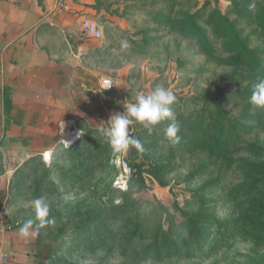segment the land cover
I'll use <instances>...</instances> for the list:
<instances>
[{
	"label": "rangeland",
	"instance_id": "obj_1",
	"mask_svg": "<svg viewBox=\"0 0 264 264\" xmlns=\"http://www.w3.org/2000/svg\"><path fill=\"white\" fill-rule=\"evenodd\" d=\"M98 5L102 17L84 20L101 32L95 42L104 49L93 68L111 115L65 123L42 157L21 163L22 150L14 160L0 156V176L5 163L20 164L8 190L14 225L35 218L30 201H49L55 224L39 231L40 264H264V187L245 190L264 174V109L249 102L264 78V43L257 40L263 30L255 31L230 0ZM232 9L220 20L217 11L225 16ZM210 21L225 33L204 43ZM233 31L250 50L240 69L226 57ZM125 38L131 47L121 51ZM212 51L221 57L208 56ZM107 79L115 84L111 91L101 87ZM157 86L175 93L180 143L165 136L170 121L152 134L136 124L131 134L144 152L113 153L100 128ZM201 225L207 238L193 230Z\"/></svg>",
	"mask_w": 264,
	"mask_h": 264
},
{
	"label": "crops",
	"instance_id": "obj_2",
	"mask_svg": "<svg viewBox=\"0 0 264 264\" xmlns=\"http://www.w3.org/2000/svg\"><path fill=\"white\" fill-rule=\"evenodd\" d=\"M100 0H0V156L25 163L60 141L65 123L97 116L108 119L110 105L93 61L103 44L80 36L84 18L99 20ZM0 176V256L10 264H39L38 237L22 238L9 216L8 190L20 164Z\"/></svg>",
	"mask_w": 264,
	"mask_h": 264
},
{
	"label": "clouds",
	"instance_id": "obj_3",
	"mask_svg": "<svg viewBox=\"0 0 264 264\" xmlns=\"http://www.w3.org/2000/svg\"><path fill=\"white\" fill-rule=\"evenodd\" d=\"M130 47L126 38L120 41L121 51ZM175 102V93L164 86H157L147 94L138 93L135 102L124 103L125 111L113 114L107 122V127L100 128V133L115 154L123 155L130 148L143 153L142 142L131 134L132 126L139 124L152 134L161 122L170 121L165 129V136L172 144H179L181 127L172 108ZM249 102L257 108L264 109V78L258 79V82L253 85ZM30 206L35 213V218L26 220L19 227L18 232L22 238L38 235L41 229L55 224V217L51 216L50 203L46 198L38 197L30 201Z\"/></svg>",
	"mask_w": 264,
	"mask_h": 264
},
{
	"label": "trees",
	"instance_id": "obj_4",
	"mask_svg": "<svg viewBox=\"0 0 264 264\" xmlns=\"http://www.w3.org/2000/svg\"><path fill=\"white\" fill-rule=\"evenodd\" d=\"M232 3V7H237L238 8H242L241 11V16L245 15L247 18H245L247 21H251V23L253 25L257 24V28L255 31L258 30H263L264 32V0H240L239 2L236 0H230ZM241 4V6L239 5ZM231 13H233V9L228 11L227 14L224 16L222 15L219 11H217V14L220 16V20L225 21L228 17V15H231ZM210 31L211 33L208 34H204L202 36V40L204 43H207V41L209 40V38H219L220 36H222L223 33H225L222 28H220V26H218L215 21H210ZM259 33V32H257ZM225 36V35H224ZM227 36V35H226ZM229 38L231 39L233 45L239 46L240 50L238 52L235 53V48L233 45H229L228 49L229 51L226 54V57L228 59V56L230 57V61L232 60V65L235 66L237 63H239L240 65L237 67V69H240V67L244 66V62L246 60V55L249 53L250 50H248V42H241L239 41V34L236 33L235 31L231 32ZM257 40L258 41H262V43H264V33L262 35H257ZM231 43V42H230ZM264 53V50H263ZM208 56L212 57V58H219L221 57V54L215 51H212V53H208ZM233 58V59H232ZM225 59H220V63H224ZM260 118L257 119V121H259ZM206 133H208V131H206ZM251 174H253L252 172H249ZM264 187V174H258V181H256L252 186L248 187L247 189H245L246 191L250 192H258L260 191L262 188ZM205 225H201L199 228L197 229H193V230H197L199 231V236L202 237V239L207 238L208 235H203V228ZM212 226V225H211ZM79 237V236H78ZM77 238V237H76ZM201 239V240H202ZM37 257L39 258V262H45V257L41 258L40 252L38 250L37 252ZM50 264H55V261L53 260H49ZM40 264V263H39Z\"/></svg>",
	"mask_w": 264,
	"mask_h": 264
},
{
	"label": "built area",
	"instance_id": "obj_5",
	"mask_svg": "<svg viewBox=\"0 0 264 264\" xmlns=\"http://www.w3.org/2000/svg\"><path fill=\"white\" fill-rule=\"evenodd\" d=\"M68 0H56V10L59 13H67L68 12ZM81 36L85 39L96 40L101 38V32L99 29L95 27V25L89 20H83L81 23ZM101 87L106 91H111L115 88V84L111 80H104L101 83ZM127 165H124L123 169L125 170V174H128L129 171L127 169ZM0 264H10V258L6 254H2L0 256Z\"/></svg>",
	"mask_w": 264,
	"mask_h": 264
},
{
	"label": "bare ground",
	"instance_id": "obj_6",
	"mask_svg": "<svg viewBox=\"0 0 264 264\" xmlns=\"http://www.w3.org/2000/svg\"><path fill=\"white\" fill-rule=\"evenodd\" d=\"M69 146V145H68Z\"/></svg>",
	"mask_w": 264,
	"mask_h": 264
}]
</instances>
